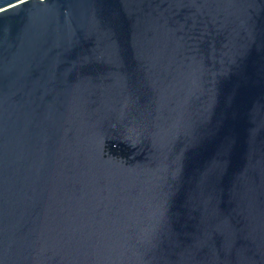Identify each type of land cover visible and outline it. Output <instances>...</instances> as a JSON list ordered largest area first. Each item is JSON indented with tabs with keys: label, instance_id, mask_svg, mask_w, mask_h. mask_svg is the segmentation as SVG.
Here are the masks:
<instances>
[{
	"label": "water",
	"instance_id": "95a60500",
	"mask_svg": "<svg viewBox=\"0 0 264 264\" xmlns=\"http://www.w3.org/2000/svg\"><path fill=\"white\" fill-rule=\"evenodd\" d=\"M0 264H264V0H0Z\"/></svg>",
	"mask_w": 264,
	"mask_h": 264
}]
</instances>
